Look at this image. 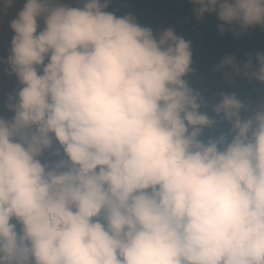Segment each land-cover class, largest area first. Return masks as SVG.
Wrapping results in <instances>:
<instances>
[{
  "label": "clouds",
  "instance_id": "1",
  "mask_svg": "<svg viewBox=\"0 0 264 264\" xmlns=\"http://www.w3.org/2000/svg\"><path fill=\"white\" fill-rule=\"evenodd\" d=\"M114 2L0 0L17 84L0 115V264H264V99L212 92L183 33ZM188 3L222 35L264 30V0ZM217 73L264 85V51Z\"/></svg>",
  "mask_w": 264,
  "mask_h": 264
},
{
  "label": "trees",
  "instance_id": "2",
  "mask_svg": "<svg viewBox=\"0 0 264 264\" xmlns=\"http://www.w3.org/2000/svg\"><path fill=\"white\" fill-rule=\"evenodd\" d=\"M123 5V6H122ZM136 7L141 23L151 27L155 32L161 29L176 28L177 34L183 33L192 43L194 66L201 77H209L208 85L212 92L236 91L243 100L259 102L264 98V85L257 82L243 83L239 89L226 74H213L214 69L226 56H235L238 63H245L249 54L255 57L264 51V30L259 27L250 29L246 35H234L226 31L223 35L218 30L219 21L214 15H206L202 22H197L193 14V5L188 0H115L113 8L118 15H123L130 8ZM211 76V77H210ZM231 82V83H229ZM213 84H216L212 87Z\"/></svg>",
  "mask_w": 264,
  "mask_h": 264
},
{
  "label": "rangeland",
  "instance_id": "3",
  "mask_svg": "<svg viewBox=\"0 0 264 264\" xmlns=\"http://www.w3.org/2000/svg\"><path fill=\"white\" fill-rule=\"evenodd\" d=\"M68 2L75 4L76 0H68ZM12 15H14V11L12 12ZM12 35L11 30L7 26V19L0 21V57H6ZM226 76L230 81H233L231 77L228 75ZM16 88L17 84L15 77L6 76L2 67H0V115L6 114V109L4 107L6 98L9 94L13 93Z\"/></svg>",
  "mask_w": 264,
  "mask_h": 264
}]
</instances>
